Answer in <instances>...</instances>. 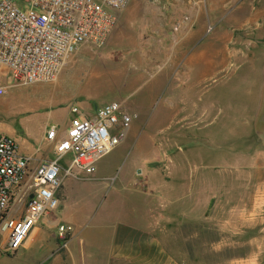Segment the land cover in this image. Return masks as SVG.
<instances>
[{"label": "rangeland", "instance_id": "374dc122", "mask_svg": "<svg viewBox=\"0 0 264 264\" xmlns=\"http://www.w3.org/2000/svg\"><path fill=\"white\" fill-rule=\"evenodd\" d=\"M235 1L129 0L119 13L121 26L115 38L113 28L102 47H79L55 81L15 86L0 96V132L15 138L23 153L40 144L48 123L58 125L59 137L65 135L71 118L65 106L70 109L76 104L96 110L105 103L124 99L127 110L136 114L125 137L97 160L93 173L80 172L78 177L85 178L76 180L73 175L64 177L62 185L63 191H69L67 197L55 210L39 218L42 233L29 246L26 241L16 251L4 249L5 237L0 231V264H46L47 260L41 258L43 245L49 240L57 248L56 240L48 236L49 230L58 231L57 220H93L98 204L88 215L87 210L78 209L87 202L81 194L86 189L95 192L103 188L105 196L123 185L138 184L146 192L155 190L143 178L124 183L120 178L133 161L138 164L137 176L138 169L144 175L151 164L162 165L168 135L180 140L181 147L196 146L198 152L193 159L205 173L222 171L224 166L217 161L235 144L242 145L244 134L255 132L261 137L257 146L264 147V0H246L234 10L242 0ZM251 10H258L255 21L261 35H255L256 24L250 27L246 23L243 30H238V38L253 39L244 43L240 54L229 55L224 48L209 46L199 51L203 56L197 64L185 66V72L183 67L172 68L166 62L145 68L138 65L147 39L165 38L168 29L180 32L190 27L212 36L218 25H227L225 20L230 14L242 12L245 21ZM211 59L213 62L208 63ZM177 74L183 79L179 80ZM166 97L178 101L175 109L181 108V112L174 111ZM58 106L61 112L50 116L49 110ZM188 113L191 122L185 120L181 128L180 118ZM12 129L16 132H7ZM48 149L43 143L38 155L51 158ZM71 159V155L62 158L64 167ZM220 209L219 214L227 213ZM259 228L260 225H239L223 230L209 221H183L172 223L169 233L163 236L182 264H264V241L259 240ZM69 235L59 236L67 240Z\"/></svg>", "mask_w": 264, "mask_h": 264}, {"label": "crops", "instance_id": "0c3cea01", "mask_svg": "<svg viewBox=\"0 0 264 264\" xmlns=\"http://www.w3.org/2000/svg\"><path fill=\"white\" fill-rule=\"evenodd\" d=\"M235 2L237 3L238 0ZM245 2L246 0H242L233 9L235 10ZM258 10H251L250 14L246 15L245 21L242 20V12L230 14L225 20L227 25H218L216 33L212 36L198 27L181 29L180 32L179 29L176 32L168 29L169 32L165 34V38L147 39L144 51L140 52L138 65L145 68L166 62L172 68L183 67L185 72L187 70L185 66L197 64L203 56V53L199 51L209 46H216V49L224 48L229 55L240 54L244 43L253 39L249 37L244 41L238 38L236 36L238 30H243L246 23L250 27L256 24L255 35H261L255 21ZM120 26L121 21L117 20L112 37L115 38V33ZM207 62L212 63L213 60ZM177 76L179 80L183 79L180 74ZM166 101L174 111L181 112V108L175 109L178 101L173 100L172 97H166ZM118 102L126 106L124 99ZM73 105L76 106V104ZM77 107L82 114L93 111L91 107L79 105ZM60 108L62 107L52 108L49 110V115L55 116L61 112ZM64 111L70 113L69 107L65 106ZM132 115L133 118L136 117L135 113ZM189 117L188 113L180 118L181 128L185 120L191 122ZM245 121L250 122V120ZM45 129L42 132L40 144L22 152L32 158V165H36L45 158L50 159L47 155H38L43 143L47 144L49 154L51 153L53 157L52 145L45 139ZM7 132L16 131L12 129ZM257 139L260 140L261 137L255 132L244 134L241 140L242 145L235 144L231 152L228 151L226 156H222L217 161L218 164H223V170L205 173L199 169L193 159L198 152L196 146L181 147L180 140L168 135L165 137L166 153L162 165L151 164L144 175H141L142 170L138 169L137 176L138 164L133 161L128 164V169L120 178L122 183L143 178L155 190L146 192L143 188L136 186L138 184L134 187L123 185L115 188L110 195L108 191L106 196L103 188L96 189L95 192L92 191L93 189L84 190L81 194H84L87 202L81 204L78 209L87 210L88 215L98 204L93 220L87 221L85 217L83 219L74 217L73 221H67L66 223L72 226L67 240H62L58 231L49 230L48 236L56 240L57 248L46 240L41 258L47 260L46 264H182L167 244L163 234L169 233L172 223L183 221H209L223 230L229 226L242 225L252 228L260 225L259 240L264 241V222L262 221L264 217V147L261 144L257 146L259 144ZM80 172L84 171L76 172L72 178L75 180L85 178L78 177ZM60 189V202H62L69 191L67 188L63 191V185ZM160 208H162V214ZM220 208L227 213L219 214ZM60 221L57 220L55 223L58 225ZM39 233H42V228L36 224L27 239L26 247Z\"/></svg>", "mask_w": 264, "mask_h": 264}, {"label": "built area", "instance_id": "2783aa9c", "mask_svg": "<svg viewBox=\"0 0 264 264\" xmlns=\"http://www.w3.org/2000/svg\"><path fill=\"white\" fill-rule=\"evenodd\" d=\"M129 0H0V96L19 85L50 82L84 44L100 48ZM65 135L48 123L53 157L31 164L15 138L0 132V231L4 249L23 246L41 216L55 210L66 175L91 174L95 163L126 134L133 115L120 102L82 114L70 106ZM72 159L68 167L61 162ZM74 171V172H73ZM72 226L58 223V233Z\"/></svg>", "mask_w": 264, "mask_h": 264}, {"label": "bare ground", "instance_id": "6f19581e", "mask_svg": "<svg viewBox=\"0 0 264 264\" xmlns=\"http://www.w3.org/2000/svg\"><path fill=\"white\" fill-rule=\"evenodd\" d=\"M29 237H30V234H29ZM29 237H28V239H29Z\"/></svg>", "mask_w": 264, "mask_h": 264}]
</instances>
